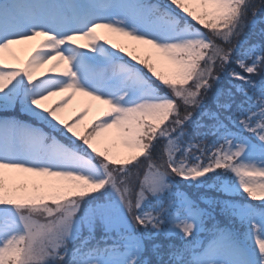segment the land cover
I'll return each instance as SVG.
<instances>
[{
	"label": "snow or ice",
	"instance_id": "1",
	"mask_svg": "<svg viewBox=\"0 0 264 264\" xmlns=\"http://www.w3.org/2000/svg\"><path fill=\"white\" fill-rule=\"evenodd\" d=\"M258 24L264 0H0V264H264ZM77 92L107 107L63 119Z\"/></svg>",
	"mask_w": 264,
	"mask_h": 264
},
{
	"label": "rangeland",
	"instance_id": "2",
	"mask_svg": "<svg viewBox=\"0 0 264 264\" xmlns=\"http://www.w3.org/2000/svg\"><path fill=\"white\" fill-rule=\"evenodd\" d=\"M256 27H258V25ZM251 30L252 29L249 28V31H247V33H250ZM97 31L101 35L109 37L115 43H119L122 45L129 43L127 41V38L120 37L116 34L108 33L107 30H105V29H98ZM34 43H35V41L29 42L28 44L23 45V49L20 51V54H19L21 59H23L27 55L28 50L30 49L31 45ZM141 47H145V46H141ZM10 62L15 63V61H11V60H10ZM45 68H47V65H45ZM41 71H44V69L38 70L35 73V75H39ZM63 95H66V93H59L57 95L49 97L48 100H46L44 103L48 106H51L52 104H55L60 99V97ZM61 107H64V108L61 109ZM61 107L59 109V112H61L60 115L65 120H71L76 115L77 112L83 110L84 108H88L89 111H88L87 115L83 117L84 123H88L90 121H93L94 118L100 116L102 113V110L104 108H106L107 106L101 104L99 101L92 100L91 97H85L81 93L77 92L76 94H74L72 96V98L66 104L61 105ZM114 133H115V130L110 129L104 135L112 136V135H114ZM145 165H146V162L144 164H142L141 167H144Z\"/></svg>",
	"mask_w": 264,
	"mask_h": 264
},
{
	"label": "bare ground",
	"instance_id": "3",
	"mask_svg": "<svg viewBox=\"0 0 264 264\" xmlns=\"http://www.w3.org/2000/svg\"><path fill=\"white\" fill-rule=\"evenodd\" d=\"M14 48H16L17 50V54L19 55L20 54V51L23 49V45H17L15 46ZM64 108V107H61V109ZM64 110V109H63ZM62 110V111H63ZM59 114H61V112H59Z\"/></svg>",
	"mask_w": 264,
	"mask_h": 264
},
{
	"label": "trees",
	"instance_id": "4",
	"mask_svg": "<svg viewBox=\"0 0 264 264\" xmlns=\"http://www.w3.org/2000/svg\"><path fill=\"white\" fill-rule=\"evenodd\" d=\"M247 31H249V29H247L246 32H247ZM251 32H252V30H251ZM258 33H259V32H257V34H254V35L252 36V39L257 38V37H258Z\"/></svg>",
	"mask_w": 264,
	"mask_h": 264
}]
</instances>
